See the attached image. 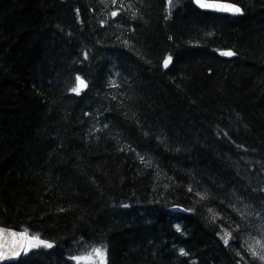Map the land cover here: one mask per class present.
<instances>
[{
    "label": "trees",
    "instance_id": "1",
    "mask_svg": "<svg viewBox=\"0 0 264 264\" xmlns=\"http://www.w3.org/2000/svg\"><path fill=\"white\" fill-rule=\"evenodd\" d=\"M228 2L0 0V225L53 245L5 264H264V0Z\"/></svg>",
    "mask_w": 264,
    "mask_h": 264
},
{
    "label": "snow or ice",
    "instance_id": "2",
    "mask_svg": "<svg viewBox=\"0 0 264 264\" xmlns=\"http://www.w3.org/2000/svg\"><path fill=\"white\" fill-rule=\"evenodd\" d=\"M195 4L201 8L212 11L228 12L232 14L241 13V8L228 2V0H194ZM115 3V0H113ZM112 16L117 15V11L111 13ZM103 23V22H102ZM223 55L232 56L234 53L231 50L222 52ZM168 61H165L167 66ZM77 84L71 89L73 92H79L82 87H86V82L81 79L80 76H76ZM7 232L13 237L10 244L4 242L5 229L0 228V259L14 258L23 254H31V250L40 248H51L53 245L51 242L40 239L38 236H29L25 232L17 233L13 229H8ZM229 235H231L229 233ZM225 244H228V240H224ZM7 248V251H5ZM20 251H17V250ZM248 251L253 255L257 256V253L249 248ZM181 254H184V249H180ZM259 258L264 260V255H260ZM70 260L75 264H107V252L105 248L99 246L92 247L89 252L70 257Z\"/></svg>",
    "mask_w": 264,
    "mask_h": 264
},
{
    "label": "rangeland",
    "instance_id": "3",
    "mask_svg": "<svg viewBox=\"0 0 264 264\" xmlns=\"http://www.w3.org/2000/svg\"><path fill=\"white\" fill-rule=\"evenodd\" d=\"M242 203L249 212V221L243 225L241 241L248 249H253L259 258L260 255H264V208L251 205L245 199ZM261 261L264 263V260Z\"/></svg>",
    "mask_w": 264,
    "mask_h": 264
},
{
    "label": "water",
    "instance_id": "4",
    "mask_svg": "<svg viewBox=\"0 0 264 264\" xmlns=\"http://www.w3.org/2000/svg\"><path fill=\"white\" fill-rule=\"evenodd\" d=\"M230 3H232V2H230ZM232 4H235V3H232ZM235 5L238 6L237 4H235ZM196 6H197V5H196ZM197 7H198V6H197ZM238 7H240V6H238ZM202 10H206V9H202ZM206 11H212V10H206ZM212 12H218V13H222V14H232V13H228V12H219V11H212ZM222 52H224V51H222ZM224 56H227V55H224ZM227 57H231V56H227ZM168 63H169V61H168ZM168 63H167V64H168ZM178 209H179V207H178ZM0 228L5 229L4 242H6V243H8V244H10L11 241H12V239H13V237H11V235L7 232L8 229H13V230H15L17 233H20V232H25V233H27V231H25V230H19V229H14V228H9V227H4V226H1V225H0ZM27 234H28V233H27ZM28 235H29V234H28ZM5 251H7V248H5ZM17 251H20V250L18 249ZM22 255H23V253H22L21 255L17 256V257H14V258L9 257V258H5V259H0V264H5V263H10V262L17 261L18 259L21 258ZM241 264H245V263H241Z\"/></svg>",
    "mask_w": 264,
    "mask_h": 264
}]
</instances>
